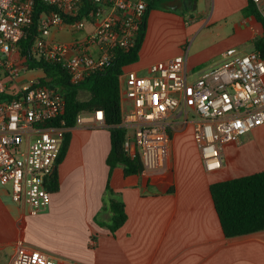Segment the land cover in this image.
<instances>
[{"label":"crops","instance_id":"obj_1","mask_svg":"<svg viewBox=\"0 0 264 264\" xmlns=\"http://www.w3.org/2000/svg\"><path fill=\"white\" fill-rule=\"evenodd\" d=\"M167 1V9L150 11L139 61L124 72L145 75L151 64L187 51V67H210L214 55L194 60L185 48L188 37L193 40L201 33H227L229 43L218 53L221 59L228 49L255 51L253 42L263 36V24L247 10L248 0H212L209 16L189 13L198 10L200 0L194 10L185 7L193 1ZM87 25L79 32L64 27L55 34L65 29L79 33L80 38L62 41L71 43L93 32L94 23ZM21 86L15 84V89ZM126 102L122 92V104ZM195 120L190 104L170 118L175 125L168 157L171 170L125 176L118 167L110 179L109 126L85 123L67 129L71 139L58 166L59 190L52 193L45 213L27 214L0 181V264H12L19 253L30 250L53 254L60 264H264V231L227 238L210 193L215 182L264 171V150L252 148L258 147L254 140L241 139L224 149L222 169L210 173L194 139ZM108 184L123 199L128 215L114 234L100 225H109L112 218L110 210H102Z\"/></svg>","mask_w":264,"mask_h":264},{"label":"built area","instance_id":"obj_2","mask_svg":"<svg viewBox=\"0 0 264 264\" xmlns=\"http://www.w3.org/2000/svg\"><path fill=\"white\" fill-rule=\"evenodd\" d=\"M264 21V0H252ZM41 2L38 36L31 54L57 61L69 71L74 84L105 69L116 49L133 47L147 13L148 0H0V93L6 91L3 69L11 79L20 67L28 69L19 44L33 24L35 6ZM80 15L87 16L78 19ZM65 17L73 19L69 22ZM88 22L94 30L71 43L51 39L53 31L68 27L82 31ZM16 56L3 62L1 56ZM188 51L169 61L149 66L145 75L135 71L120 77L126 99L122 104V127L126 130L124 151L139 157L143 173L167 169L171 131L170 118L190 104L195 113L194 139L200 148L205 169L214 173L223 167V152L254 129L264 126V58L259 52L238 53L228 49L222 62L199 71L189 82ZM18 99L0 103V181L9 186L12 200L29 215L45 213L51 203L49 178L58 169V160L67 128L41 127L65 112V100L57 90L24 84ZM105 123L104 112H82L76 124ZM12 264H60V259L42 250L19 253Z\"/></svg>","mask_w":264,"mask_h":264},{"label":"trees","instance_id":"obj_3","mask_svg":"<svg viewBox=\"0 0 264 264\" xmlns=\"http://www.w3.org/2000/svg\"><path fill=\"white\" fill-rule=\"evenodd\" d=\"M167 0H148L147 13L137 32L135 43L129 50L116 49L113 51L109 65L101 71L87 76L81 84H74L69 71L64 69L57 61H46L36 58L31 54V46L38 36L40 14L45 11V6L39 2L35 6L34 19L28 35L19 44V54L26 57V65L30 70H40L44 77L39 80L40 85L57 90L66 103L64 114L55 119L44 121L39 126L64 125L67 129L76 125L77 117L82 112L93 113L103 111L105 123L109 126L111 134V150L107 157L109 166V179L116 168L122 167L125 176L141 175L143 166L139 157L132 158L124 151L126 130L122 127V89L120 77L124 69L139 61L140 51L146 36L148 16L152 9L163 7L167 9ZM194 1V0H183ZM88 8L93 6L92 0H85ZM247 10L256 20L263 24V36L253 42L254 50L264 58V21L257 11L252 0H248ZM80 15L77 18H86ZM67 22L73 20L65 17ZM89 93L87 99L80 98V92ZM19 92L7 89L0 93V103L18 99ZM71 134L66 132L61 148L58 165L62 163L69 149ZM48 189L52 192L59 190L58 169L49 178ZM210 193L218 215L220 225L227 238L248 235L264 231V171L234 178L227 181L215 182L210 185ZM102 210L112 213L107 227L113 234L116 233L127 221L123 199L107 185L104 194ZM97 220V219H96Z\"/></svg>","mask_w":264,"mask_h":264},{"label":"rangeland","instance_id":"obj_4","mask_svg":"<svg viewBox=\"0 0 264 264\" xmlns=\"http://www.w3.org/2000/svg\"><path fill=\"white\" fill-rule=\"evenodd\" d=\"M213 8V1L212 0H200L199 3V7L197 11H189V13L192 14H197V13H201V12H206L209 16L210 12ZM89 27V25H87V28ZM207 31V30H206ZM56 32L53 31L52 32V36H54V39H56V41L62 42V41H67L70 40L71 38H80L79 33H74V34H69L68 30L65 29L62 33L60 34H55ZM206 33V32H205ZM227 33H222L221 36H216L213 34H209L207 37H205L203 35V33H201L200 35H196L195 38L193 40H191V37H188L185 40V48L189 50V55L191 58H193L194 60L197 59H203L206 56L209 55H214L216 61H212V59H210L207 64V66L210 67H204L206 65H200L195 67V69H192V67H188L190 76H189V82H193L194 80H196V78L199 76V71L201 70H205V69H209V68H213V65L216 63L221 62V56L218 55V53L221 52V50L223 49V47L228 45V40L225 39ZM3 62H8V61H15L16 56L15 54L12 55V57L7 58L5 56H1ZM43 76V72L40 70H30V69H23V66L20 67V71H19V77H16L15 80L11 79L10 76L8 75V71L6 69H3V80H4V84H5V89H9L12 92H19V90L17 91L15 89V84H20L22 83V85L24 84H30V82L33 81H37L39 80L38 78H41ZM89 97V93L86 90H82L80 92V98L82 100L87 99ZM264 133V126L258 127L255 130L251 131L250 134L244 136L242 138L243 143L247 142L248 139L254 140V142H256L258 144V147L256 146H252V148L256 149L257 148L260 150V152H263V148L264 146L262 144H264V139L262 138V134ZM172 137L170 138V151H171V146H172ZM171 154V153H170ZM167 167H169V170H171L170 165L168 164Z\"/></svg>","mask_w":264,"mask_h":264},{"label":"water","instance_id":"obj_5","mask_svg":"<svg viewBox=\"0 0 264 264\" xmlns=\"http://www.w3.org/2000/svg\"><path fill=\"white\" fill-rule=\"evenodd\" d=\"M187 1H184V3H186ZM196 6H197V0H194L192 3H188V5L185 7L188 8V9H196Z\"/></svg>","mask_w":264,"mask_h":264}]
</instances>
